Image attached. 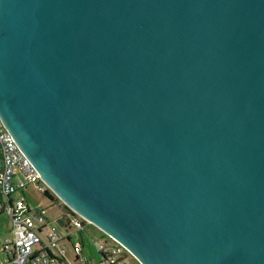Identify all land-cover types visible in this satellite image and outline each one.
Wrapping results in <instances>:
<instances>
[{"label":"water","instance_id":"95a60500","mask_svg":"<svg viewBox=\"0 0 264 264\" xmlns=\"http://www.w3.org/2000/svg\"><path fill=\"white\" fill-rule=\"evenodd\" d=\"M0 121L140 264H264V0H0Z\"/></svg>","mask_w":264,"mask_h":264},{"label":"built area","instance_id":"2783aa9c","mask_svg":"<svg viewBox=\"0 0 264 264\" xmlns=\"http://www.w3.org/2000/svg\"><path fill=\"white\" fill-rule=\"evenodd\" d=\"M27 184L42 194H49V199L55 195L0 121V210L10 222V235L0 239V264H89L81 252L78 236L86 220L68 207L55 217L62 227L57 231L48 223L42 208L29 203L24 193ZM90 239L105 264H130L129 257L140 264L112 235L103 232ZM66 248L71 256L65 254Z\"/></svg>","mask_w":264,"mask_h":264},{"label":"rangeland","instance_id":"374dc122","mask_svg":"<svg viewBox=\"0 0 264 264\" xmlns=\"http://www.w3.org/2000/svg\"><path fill=\"white\" fill-rule=\"evenodd\" d=\"M24 193L31 205H34L38 208H42L44 215L49 219L48 223L52 224L57 231L59 230L61 231L62 227L57 224V222L55 221V217L59 215L61 210L67 208L60 201V199L57 197H53L52 199L45 197L40 191L35 190L32 184H27V186L24 188ZM11 196L14 197V194L11 193ZM2 214L7 215L3 211H1L0 215ZM83 226H84V230H81V235L82 238H84L85 240L84 241L85 244L82 245V252L85 254V257L88 258L89 264H105L104 261L100 259V255L96 249V246L90 239L91 237L100 236L98 232L99 231L102 232V230L88 220L83 222ZM65 254L67 256H71V252L69 251V248H66ZM127 259L128 262L132 264L131 258L129 257Z\"/></svg>","mask_w":264,"mask_h":264},{"label":"crops","instance_id":"0c3cea01","mask_svg":"<svg viewBox=\"0 0 264 264\" xmlns=\"http://www.w3.org/2000/svg\"><path fill=\"white\" fill-rule=\"evenodd\" d=\"M1 212V210H0ZM81 230H84V226H82V229ZM81 230L79 231V238L81 240V252H82V245L85 244V240L84 238H82V235H81ZM60 231V230H59ZM99 235L102 234L101 231L98 232ZM10 235V222H9V218L7 217V215H0V239L1 237H4V236H9ZM75 235H70V237H74ZM83 255H85L83 252H82ZM2 257V251H1V246H0V259ZM88 259V258H87ZM131 262L132 264H136L135 261L133 259H131Z\"/></svg>","mask_w":264,"mask_h":264},{"label":"trees","instance_id":"16d2710c","mask_svg":"<svg viewBox=\"0 0 264 264\" xmlns=\"http://www.w3.org/2000/svg\"><path fill=\"white\" fill-rule=\"evenodd\" d=\"M47 197H50L49 196V194H47V193H44ZM53 197H56V196H53ZM65 205V204H64ZM66 206V205H65ZM66 208H68L67 206H66ZM102 234H103V232H102ZM99 253V252H98Z\"/></svg>","mask_w":264,"mask_h":264}]
</instances>
